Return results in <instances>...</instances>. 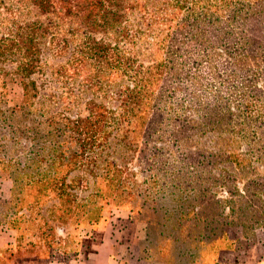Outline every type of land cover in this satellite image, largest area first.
<instances>
[{"label": "rangeland", "instance_id": "374dc122", "mask_svg": "<svg viewBox=\"0 0 264 264\" xmlns=\"http://www.w3.org/2000/svg\"><path fill=\"white\" fill-rule=\"evenodd\" d=\"M16 1L0 9V38L12 20L43 21ZM76 44H39L22 81L23 50L0 48V264H71L109 240L126 264H264V111L250 114L254 149L234 133L119 125L129 83L90 58L75 70L79 51L93 50ZM108 169L123 171L126 200L145 203L139 212L104 204Z\"/></svg>", "mask_w": 264, "mask_h": 264}, {"label": "trees", "instance_id": "16d2710c", "mask_svg": "<svg viewBox=\"0 0 264 264\" xmlns=\"http://www.w3.org/2000/svg\"><path fill=\"white\" fill-rule=\"evenodd\" d=\"M7 1L0 0L5 13ZM24 1L43 21L19 25L12 20L7 36L0 38V48L23 50L24 61L16 66L21 81L34 72L31 52L39 44L67 48L75 42V48H93L87 58L79 51L75 70L90 58L129 83L117 99L119 125L136 126L138 120L144 131L186 125L196 138L206 132L234 133L254 149L250 143L256 144L260 134L250 114L264 111V0ZM94 33L101 37L94 39ZM138 42L144 44L135 51ZM149 48L156 55L139 61ZM256 154L255 149L244 155L252 159ZM107 171L104 186L111 194L104 204L139 212L145 203L126 200L130 193L122 191L123 171ZM47 184L50 191L58 190L53 178Z\"/></svg>", "mask_w": 264, "mask_h": 264}, {"label": "crops", "instance_id": "0c3cea01", "mask_svg": "<svg viewBox=\"0 0 264 264\" xmlns=\"http://www.w3.org/2000/svg\"><path fill=\"white\" fill-rule=\"evenodd\" d=\"M114 242L102 241L89 253L80 256L71 264H126L118 252L114 251ZM119 249L122 246L118 247Z\"/></svg>", "mask_w": 264, "mask_h": 264}]
</instances>
